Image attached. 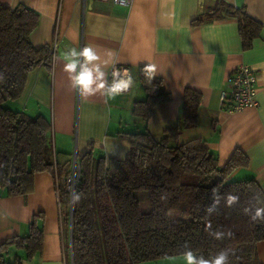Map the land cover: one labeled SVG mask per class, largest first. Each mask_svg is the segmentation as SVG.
<instances>
[{"label":"crops","instance_id":"obj_1","mask_svg":"<svg viewBox=\"0 0 264 264\" xmlns=\"http://www.w3.org/2000/svg\"><path fill=\"white\" fill-rule=\"evenodd\" d=\"M0 5L24 6L39 16L30 41L35 48L50 47L51 63L31 71L21 97L5 105L49 122L58 164L71 161L74 153L78 162L88 155L123 159L128 144L120 133L147 130L161 138L177 125L184 91L190 89L200 95L197 125L181 130L178 142L198 140L220 168L240 154L246 164L232 172L231 181L252 179L264 193V0H132L105 14L93 12L91 3L82 0H0ZM229 8L243 10L259 24L248 48ZM85 46L102 60L129 69L134 83L128 92L115 98L80 97L63 70V53ZM148 63L155 65L154 76L170 99L156 104L144 122L134 116L133 107L145 98L138 70ZM241 65L257 74L256 105L229 112L228 103H220V92L229 90V77ZM60 183L55 173L40 172L25 196L0 193V246L10 240L25 245L32 233H40L36 249L6 247L4 264H71L70 207L60 202ZM256 256L264 264V241L257 243ZM157 263L187 261L174 256Z\"/></svg>","mask_w":264,"mask_h":264},{"label":"trees","instance_id":"obj_2","mask_svg":"<svg viewBox=\"0 0 264 264\" xmlns=\"http://www.w3.org/2000/svg\"><path fill=\"white\" fill-rule=\"evenodd\" d=\"M228 10L237 19L243 46L248 48L259 24L243 10ZM38 19L36 12L24 6L10 9L0 5V74L4 77L0 81V193L8 197L30 193L36 173H55L61 180L70 172L71 161L57 162L49 122L5 105L21 97L31 71L51 63L50 47L35 48L30 41ZM144 67L138 70V81L145 98L134 104L133 114L147 122L153 107L170 96L160 79L143 74ZM199 102V93L186 89L177 125L166 129L161 138L155 139L147 130L120 133L128 144L123 159L88 155L78 162L81 178L75 193L81 194L79 203L72 205L69 193L59 184L60 202L71 210V264L153 262L182 256L185 243L206 259L227 248L234 252L230 264H259L256 245L264 241V223L251 222L243 209L256 203L255 194L264 193L252 179L230 178L234 170L245 166V158L235 153L220 168L214 154L198 140L178 142L181 130L197 125ZM213 188L221 196L238 195L239 203L229 208L222 199L209 214ZM140 191L147 193V212L140 209ZM217 231L225 233L222 239L209 234ZM14 244L36 249L40 233H32L25 245L21 240L2 244L0 264H4L6 247Z\"/></svg>","mask_w":264,"mask_h":264},{"label":"clouds","instance_id":"obj_3","mask_svg":"<svg viewBox=\"0 0 264 264\" xmlns=\"http://www.w3.org/2000/svg\"><path fill=\"white\" fill-rule=\"evenodd\" d=\"M64 67L67 73L71 87L78 91L82 99L100 94L107 98H115L128 92L132 87L134 80L128 69L121 71L115 65L119 61L102 60L97 51L91 46L82 48L72 47L63 53ZM111 66V80L106 69ZM143 74L152 79L156 74L155 65L148 63L143 68ZM4 79L0 74V81ZM166 197L161 196V199ZM224 200L226 207H233L239 203V196L231 193L221 196L217 188L212 189L213 203L207 208V212H215L221 202ZM256 203L243 209L253 223H264V194L257 193L252 198ZM81 200V194L72 192L70 203L75 205ZM208 229L211 228L209 224ZM207 230V229H206ZM216 239H222L225 235L223 232H209ZM231 235V232L228 233ZM181 255L187 261V264H230V255H234L231 249H221L210 258L206 259L202 254H197L192 248L185 243Z\"/></svg>","mask_w":264,"mask_h":264},{"label":"built area","instance_id":"obj_4","mask_svg":"<svg viewBox=\"0 0 264 264\" xmlns=\"http://www.w3.org/2000/svg\"><path fill=\"white\" fill-rule=\"evenodd\" d=\"M85 5L86 1L91 3V9L98 14H105L109 8L113 6L128 7L132 0H82ZM53 56V55H52ZM116 68L123 71L128 69L123 66L115 65ZM129 71V69H128ZM112 67H110L109 80H111ZM130 72V71H129ZM230 88L228 91H221L219 100L221 104L226 105L227 111L238 112L245 108L255 106L254 96L256 94L257 74L246 65L239 66L235 72L229 77ZM81 178V168L74 153L71 158V167L69 174L61 179V184L69 193L70 198L72 192Z\"/></svg>","mask_w":264,"mask_h":264},{"label":"rangeland","instance_id":"obj_5","mask_svg":"<svg viewBox=\"0 0 264 264\" xmlns=\"http://www.w3.org/2000/svg\"><path fill=\"white\" fill-rule=\"evenodd\" d=\"M137 194H138L139 200H140V209H141V211L142 212L149 211L150 207H149V202H148V198H147V193L143 192V191H140V192H137ZM171 215L174 216L175 213H172ZM176 260H181V259H176ZM141 264H158V263H157V261H153V262H144V263H141Z\"/></svg>","mask_w":264,"mask_h":264}]
</instances>
